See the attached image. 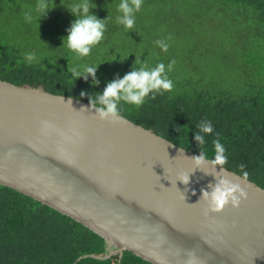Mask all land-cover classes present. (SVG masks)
<instances>
[{"label":"trees","instance_id":"16d2710c","mask_svg":"<svg viewBox=\"0 0 264 264\" xmlns=\"http://www.w3.org/2000/svg\"><path fill=\"white\" fill-rule=\"evenodd\" d=\"M0 78L118 113L264 188V0H0ZM111 249L0 184V264H152L91 256Z\"/></svg>","mask_w":264,"mask_h":264},{"label":"water","instance_id":"95a60500","mask_svg":"<svg viewBox=\"0 0 264 264\" xmlns=\"http://www.w3.org/2000/svg\"><path fill=\"white\" fill-rule=\"evenodd\" d=\"M0 184L152 264H264V188L92 103L0 78Z\"/></svg>","mask_w":264,"mask_h":264},{"label":"rangeland","instance_id":"374dc122","mask_svg":"<svg viewBox=\"0 0 264 264\" xmlns=\"http://www.w3.org/2000/svg\"><path fill=\"white\" fill-rule=\"evenodd\" d=\"M2 28H5L6 29V26H3ZM5 35L2 34L1 32V37L3 38V42H7V43H16V39L12 37H4Z\"/></svg>","mask_w":264,"mask_h":264}]
</instances>
